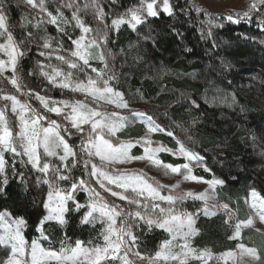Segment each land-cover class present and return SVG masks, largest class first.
<instances>
[{
	"label": "snow or ice",
	"instance_id": "obj_1",
	"mask_svg": "<svg viewBox=\"0 0 264 264\" xmlns=\"http://www.w3.org/2000/svg\"><path fill=\"white\" fill-rule=\"evenodd\" d=\"M117 2L118 0H111L112 4ZM24 3L32 8H39L44 16L37 20L36 24H31L27 18H22L21 27L25 28L30 25L38 30H43L45 35L40 39L44 50L52 49L54 40L58 44V47L52 51H40L39 55L50 60L55 52L57 53L55 59L68 68V71L65 72L60 65L44 64L37 61L40 76L53 88L83 94L85 100H56L36 93L35 99L39 101L44 110L41 112L29 103L20 102L14 95L2 97L3 100L11 102V111L17 118L19 130L14 133L4 112L0 111V199L7 200L12 195L9 191L11 186L9 165H11V176L19 177L21 184H25V173L17 168V164L26 169L30 167L31 171L37 173L36 184L46 185L48 188L46 198L42 201L43 209L47 214L36 222V230L39 231L40 238L32 239L30 244L25 237V229L30 226L27 217L22 213L13 215L8 210L0 211V246L5 251L10 250L6 256L5 264H45L46 261H55L56 264H102V262L109 264L110 261L133 264L128 258L129 252L139 260L147 261V264H160V262L163 264H190L192 261L208 264V261L213 259L212 252L207 248L196 249L191 242L200 234L196 227L200 213L202 212L209 218L216 215L215 211L209 209L207 201L215 199V190L223 186L225 182L218 178L203 180L193 175L192 166H200L206 158L180 141H177L178 147L175 149L163 145L152 147L154 141L150 138L151 134L166 133L172 137L173 132L156 123L152 115H146L143 111H131V117H135L145 124L146 134L144 137L135 142H120L118 144L108 138L115 137L126 125L135 122L131 117L121 115L117 111L104 110L105 105H114L117 109L129 108L122 92L115 90L112 86V81L118 79L117 75L115 73L108 74L107 56L112 53L110 51L105 53L104 49L109 32L115 30L118 33L122 26H127L128 29L139 34L138 26L146 23L147 17L156 18L159 12L169 16L173 14L169 0H163L162 6L157 5V0H140L138 7L130 8L124 14L112 19L110 26L104 25V30H93L87 26L78 15V11H73L70 19L59 9L56 14H52L46 8V0H39V3L34 0H24ZM258 3L264 5V0H258ZM65 6L69 9L73 8L72 3ZM88 7L94 10L98 20L104 21L106 13L99 0H90V4L85 5V8ZM256 8L257 4L254 3L249 11L244 12L239 19H234L232 16L225 19L233 24H239L242 19L250 21V13ZM47 25L55 26L58 35L53 37L48 34ZM260 25L264 30V19L260 21ZM69 26L79 29L80 35L77 38L73 39L68 34L66 27ZM13 29L14 26L10 27L6 2L0 0V38L4 41L0 43V53L7 57V60H0V76L10 70L12 72V76L9 78L10 83L17 91H20L23 81L19 74L22 69L18 66L21 59L31 51L30 48L24 46L34 43L36 38L31 33H27L25 37L16 40ZM93 32H95L94 35H92ZM62 36H67L70 40V47L67 49L63 47ZM247 38L245 37V39ZM61 51H66L68 55L58 54ZM135 59L139 61L142 57L137 55ZM91 60L100 61L104 67L99 69L93 67L90 64ZM88 69L95 76L90 75ZM80 73H83L84 79L81 78ZM34 74V72H29V75ZM25 94L27 95V93ZM89 97L95 107L89 106V103L86 102ZM233 103H235L234 98ZM192 104L199 107L195 99L192 100ZM45 113L62 117L65 123L61 125ZM76 135H79L80 142L78 145H73L72 139ZM137 145L143 148L142 155L131 154L132 149ZM77 148L79 151L76 150ZM61 152L62 154H60ZM162 152L169 153L173 157H182L185 163L177 166L165 163L158 157V154ZM6 154L11 156L10 161L6 158ZM51 158H57L63 165V169L52 164ZM96 158L99 159V164L96 163ZM133 160L148 161L151 166L162 171L165 176L169 173L180 174L185 181L206 183L212 194L210 195L209 191L200 193L186 191L182 194L173 195L170 192L163 195L161 189L166 188V185L159 182L150 183L143 172L127 171L115 167L117 164H127ZM81 163L84 175L89 177V180L80 179L77 182L73 179L71 171ZM89 165L91 166L90 171ZM204 171L211 170L204 167ZM91 180H95L100 188L112 196L121 201H127L130 205H137L138 208L142 207L144 211L137 210L134 214L125 213L119 205L105 201L99 192L91 187ZM62 182H67L70 187H61ZM178 186V184L173 185L172 188ZM25 187L27 186L25 185ZM129 190H131V195H125ZM78 192L87 194L86 204H80L77 201ZM249 196L251 208L256 211L260 221L264 222V198L255 190H252ZM187 199L203 201L205 206L200 212L190 213L183 208ZM157 201L165 202L168 206L162 207L156 203ZM220 207L226 212L231 211L227 204L220 205ZM82 208L88 209L81 219L82 224H94L97 220L104 224L100 233L103 244L96 243L91 247H86L77 240L74 246L62 244L59 251L46 249L42 246L41 241L48 239L44 234L46 223L55 221L63 225L66 223V213L79 212ZM157 209L158 214L156 213ZM117 218H121L119 227L116 226ZM138 218L139 221H143L147 225L149 230L155 227L168 234V238L160 243L154 255L145 256L141 255L139 251H133L140 245L138 238L128 225V221L132 220L139 226ZM229 219H231V215ZM252 223L251 218L236 223L234 232L229 236V239H239L242 227H250ZM237 248L240 250L241 256L247 255L255 261L261 259L256 248L245 247L242 243L237 244ZM122 249H124V254L118 255ZM234 256L235 253L229 251L216 259L218 264L220 261L227 264V258Z\"/></svg>",
	"mask_w": 264,
	"mask_h": 264
},
{
	"label": "trees",
	"instance_id": "obj_2",
	"mask_svg": "<svg viewBox=\"0 0 264 264\" xmlns=\"http://www.w3.org/2000/svg\"><path fill=\"white\" fill-rule=\"evenodd\" d=\"M199 1L202 5L192 0H169L173 9L171 16L159 12L156 18L148 17L146 23L138 28L139 34L127 27L118 33L110 31L104 50L105 53H112L107 56L108 74L115 73L118 77L112 81V86L123 92L127 85L146 102L157 107L143 109L147 115L153 116L156 123L172 131V138L206 158L204 165L211 170L204 173L206 180L218 178L225 182L218 199L234 212L233 219H229L222 211L220 213L224 217L211 219L204 218L200 213L196 224L200 234L193 241L195 248H208L212 253H221L232 250L236 244L229 236L232 235L238 211L244 209L242 199L247 192L255 190L264 198V163L260 162L264 158V30L260 25V21L264 19V5L259 4L253 10L250 21L233 24L223 17L212 15L216 12L208 7L238 0ZM5 2L10 27L14 26V39L20 40L25 37L26 30H31L21 27L22 18H31L37 22L40 19L39 13L24 3V0ZM99 2L106 13L103 22L96 18L91 7L85 8L90 0H46V8L52 14H56L59 9L69 19L73 11H78L87 26L93 30H104L105 24L110 26L112 19L140 4V0H118L116 4H112L111 0ZM68 3L73 4L72 9L65 6ZM46 30L53 37L58 35L57 29L52 25H47ZM66 31L73 39L80 34L74 26L66 27ZM39 32L45 35L43 30ZM94 34L95 32L92 35ZM61 38L64 41L63 47L69 48L68 37ZM53 42L57 43L55 40ZM41 45H25L31 51L19 64L22 69L19 74L23 81L21 90L27 93L32 106L43 112L31 100L33 93H42L55 99L85 100L80 93L51 88L40 76L37 61L67 68L54 56L50 60L40 56V51L50 50H44ZM58 54L68 55L66 51ZM137 55L142 59L136 61ZM103 67L102 63L101 68ZM30 71L35 74L29 75ZM88 72L95 76L90 69ZM79 75L84 79L83 73ZM210 84L233 94L243 110L209 107L203 103L201 94L205 86ZM3 93L22 97L19 91L8 87H4ZM193 99L199 105L198 108L193 106ZM48 116L63 125L58 118ZM72 143L78 145L77 135L73 137ZM256 149H261L262 157L258 156L259 151ZM76 150L79 151L78 148ZM162 161L172 165L184 163L181 158L173 159L166 155L162 157ZM78 167L81 172L73 169V179L77 181L79 177L89 180L84 175L83 164ZM17 168L25 173V184L19 182V177L11 176L9 165V191L12 195L7 200L0 199V211L8 210L13 215H25L30 225L25 229V237L31 242L36 237V222L45 215L42 201L46 198L48 188L46 185L36 184L37 173L31 171L30 167L26 169L17 164ZM90 185L96 187L93 180ZM66 186L68 188L70 185L66 183ZM76 199L80 204H86L84 194L77 193ZM183 208L190 213H197L200 212L202 204L186 200ZM84 213V208L79 212L66 213L64 227L56 223H47L44 226V234L48 237L51 249L57 250L58 245L63 243L74 245L77 240L84 244H96L98 227L82 224ZM143 229L140 233L136 231L140 245L137 250L151 255L158 250L166 235L155 228ZM249 232L254 234L251 230ZM246 233H242V241ZM7 255V251L0 247V264Z\"/></svg>",
	"mask_w": 264,
	"mask_h": 264
},
{
	"label": "rangeland",
	"instance_id": "obj_3",
	"mask_svg": "<svg viewBox=\"0 0 264 264\" xmlns=\"http://www.w3.org/2000/svg\"><path fill=\"white\" fill-rule=\"evenodd\" d=\"M36 1H37V3H39V0H34V2H36ZM192 1L198 5H202V3L199 0H192ZM162 2H163V0H157V5L162 6ZM254 3H256L257 7H258V5H259L258 0H238L237 2H234V3L213 4V5H210L208 8L212 12H216V13L211 12L212 15H214V16H220L223 18H226L228 16H232L234 19H239L240 16H242V14L244 12L249 11L251 5ZM34 9H36V11L39 13L38 16H40V18L42 16H44V14L39 11V8H34ZM208 12H210V11H208ZM252 12H253V10L250 13V17H251ZM27 20L31 21V24L37 23L31 18H27ZM243 21H248V20L242 19L241 22H243ZM140 26H138V28ZM126 27L127 26H122L121 29L119 30V32ZM28 28H30L31 30H30V32H28L26 30V34L31 33L36 38L35 42L32 43V45H35L38 43L42 44V40L40 38L43 37L44 34L42 32H39L41 30H38L37 28L32 27L30 25L28 26ZM55 29H56V27H55ZM77 30L79 31V29H77ZM79 33H80V31H79ZM3 42H4L3 39L0 38V43H3ZM56 47H58V44L52 42V49H55ZM52 49H50L49 51H52ZM55 55L53 54L52 56L55 57ZM0 60H7V57L4 56L2 53H0ZM90 64L93 67H97L98 69L101 68V66H102V63L98 60H91ZM66 69H64V67H62V70L65 72L68 71V68H66ZM11 76H12V72L10 70L6 71L2 76H0V111L4 112V115H5L6 119L8 120L9 125L12 127V130L15 133L16 131L19 130L17 127V124H18L17 118L11 111V102L5 101L2 98L3 96L8 95V94L3 93L4 87L12 88V89L17 91V89L14 88L12 86V84L10 83L9 78ZM50 87L53 88L51 85H50ZM53 89H59V88H53ZM115 90H117V89H115ZM66 91H68V90H66ZM117 91H119V90H117ZM19 92H20L22 97H20V98L17 97V99L22 103H29L30 105H32L30 103L28 97L26 96V94L22 90H20ZM35 94L36 93L32 94V97L34 100L32 99V97H31V100L35 101L38 104V107L44 112L41 105L39 104V101H37L35 99ZM39 94L43 95L42 93H39ZM122 94L124 95L125 101L128 102V105H129L128 109H117V108H115L114 105H105L104 110H106L108 112L117 111L121 115L131 117V111H143V112H145L143 109L145 107L157 109V107H154V106H152V104H149L148 102H146L143 99V97L140 96V94L138 92H136L135 90H131L130 87H128L127 85L125 86V88H123ZM81 95H83V94H81ZM48 97H50V96H48ZM246 97H247V91H245V93H244V98H246ZM84 98H85V96H84ZM233 98L235 99V103H233ZM53 99H55V98H53ZM200 99L203 103H205L209 107L227 108L230 110H236L237 109V111L243 110L242 107L238 104L237 98L233 94H231L225 90L219 89V88L217 89V88L213 87L211 84L209 86H205L204 91L202 92ZM56 100H61V99H56ZM86 102L89 103V106L95 107V105L91 102L90 97L87 98ZM101 103L103 104V102H101ZM160 109H163V108H160ZM45 114L46 115H52V116L58 118L63 124L65 123V121L62 119V117H57L51 113H45ZM131 119L135 122L129 123L128 125H126V127L124 129L120 130L116 134L115 137H108L113 143L118 144L120 142H135V141L140 140L142 137L145 136V134H146L145 124L141 120H139L135 117H131ZM45 126H47V125L45 124ZM77 136H78V143L77 144H79L80 137H79V135H77ZM150 138L154 141V143L152 144V147H156L159 145H163L165 147L172 148V149H175L178 147L177 141L174 138L169 137L166 133H153V134H151ZM257 151L260 152V153L258 152V156L262 157L261 149H259ZM41 152H42V150H41ZM60 154H62V152ZM131 154L136 155V156L142 155L143 154V148L140 145H137L136 147H134L132 149ZM165 155L170 156L173 159H177V158L183 159L182 157H173L171 154L165 153V152L159 153L158 157L162 160V157ZM6 158L9 161L11 160V156L8 154H6ZM183 161H184V159H183ZM51 162H52V164L59 166V167H61V169H63V165H61V162L57 158H51ZM260 162L264 163V158H262L260 160ZM96 163L97 164L100 163L98 158H96ZM184 163H185V161H184ZM180 165H182V164H180ZM174 166H177V165H174ZM90 167L91 166L89 165V171H90ZM115 167L118 169L127 170V171L143 172L145 174V176L148 178L150 183L155 184L156 182H159L160 184L166 185L167 186L166 188L161 189V194H163V195H167L170 192L173 195L182 194L186 191H194L196 193L209 191V194L210 195L212 194L211 191L209 190V186L206 183H197V182H192V181H185L183 179V176L180 174L169 173V175L165 176L162 171L151 166L148 161L133 160L131 163L117 164V165H115ZM204 167H205L204 161L202 162V164L200 166L193 165L192 166L193 175H195L199 178H202L203 180H206L203 175H204V173H208V172L204 171ZM74 170L81 172L79 167L74 168ZM79 180H80V178L78 177L77 182ZM93 181L96 185V187H93V188H95L96 191L99 192L100 196L103 197V199L105 201H107L108 203L119 205L120 207H122L124 209L125 213H133L134 214L137 210H139L141 212L144 211V209L142 207L138 208L137 205H134V204L130 205L127 203V201H121L117 197L112 196L109 192L100 188L99 185L96 184L95 180H93ZM66 183L67 182H62L61 187L67 188ZM177 184L179 185L178 187L172 188L173 185H177ZM109 187H114V186H109ZM221 188H222V186L218 187L215 190V199H209L207 201L209 209L211 211L216 212V215L210 217L209 219L215 218V217H224V214H222V213H225L228 216V218L231 215V219H233V216H234L233 213L234 212H232V211L226 212L223 208L220 207V205L224 204V203L220 202V199H218L219 191ZM114 190L122 191L119 189H114ZM250 192H251V190L248 191L246 196L242 199L244 209L241 211L240 210L238 211V214H237L238 216H237L236 222H235V224H236L238 222L247 221L249 218L252 219L253 223L250 227H242V229H241V236H242V233L247 232L245 235V239H243V241H242L241 237L239 239H233V241H235L236 244L232 250L223 251L221 253H212L213 259L209 260L208 264H218L216 258L220 257L222 254L229 252V251L235 253V256L232 258H227V264H264V222L260 221L259 216L256 214V211L253 210L250 206L251 205V200H250V196H249ZM78 193L84 194V196L86 198L85 202L87 203V201H88L87 194H85L84 192H78ZM127 193H129L131 195V190H129ZM125 195H127V194L125 193ZM221 198H223V196H221ZM187 200H191V199H187ZM197 202L202 204L201 209H203V207L205 206V202H203V201H197ZM69 203H71V202H69ZM149 203H151V201H149ZM156 203L160 204L162 207H167L166 206L167 204L165 202L157 201ZM84 209H85V212L88 210L87 208H84ZM220 211H222V213H220ZM156 213L158 214V209L156 210ZM46 214L47 213L45 211V215ZM94 215H98V214H94ZM201 215H203L202 212H201ZM120 219L121 218H117V225H116L117 227H119ZM138 222H139V226H137V223L133 222L132 220L128 221V225L131 227V230L135 236H136L137 232L140 233V232L144 231L143 227H146L147 229H149L143 221H139V218H138ZM48 223H56L60 227L65 226V223L63 225H61L55 221L48 222ZM235 224L233 225L232 234L234 232ZM86 225L98 227V229H97L98 236L96 237L95 240H96V243L103 244V238L100 235V233L104 227V224H102L99 220H97V222L94 224H86ZM153 228H155V227H153ZM250 230L253 231L254 234L249 232ZM39 238H40V233H39V231L36 230V237L34 239H39ZM195 238L192 239V242H191L192 246H193V241ZM41 243H42V246L45 247L46 249H51L49 247V246H51V244L49 243L48 239L42 240ZM240 243H242L245 247H248V248H256L258 251V255L261 257V259L259 261H255L251 257H248L247 255L241 256L240 250L237 248V244H240ZM29 244H30V242H29ZM63 244L66 246H70L67 243H63ZM82 244H83V246H86V247L93 246V245H90L88 243L87 244L82 243ZM61 245L62 244L58 245L56 251L60 250ZM74 245H71V246H74ZM0 247L3 250H5L2 246H0ZM196 249L203 250L205 248H203V249L196 248ZM133 251H138V250L133 249ZM9 252H10V250L7 251L8 254H9ZM123 254H124V249H122L118 255H123ZM141 255L148 256L147 254H142V253H141ZM151 255H154V253ZM128 258H129V260H131L133 262V264H147V261L139 260L137 257L133 256L131 252H129ZM5 260H6V258L3 260L2 264H5ZM45 264H56V262L55 261H46ZM102 264H104V262H102ZM109 264H120V262L119 261H110ZM160 264H163V262H160ZM190 264H200V262L199 261H192V262H190ZM219 264H225V262L220 261Z\"/></svg>",
	"mask_w": 264,
	"mask_h": 264
},
{
	"label": "crops",
	"instance_id": "obj_4",
	"mask_svg": "<svg viewBox=\"0 0 264 264\" xmlns=\"http://www.w3.org/2000/svg\"><path fill=\"white\" fill-rule=\"evenodd\" d=\"M204 218H209V217H206V216H204V215H202ZM155 229H157V228H155ZM157 230H159V231H163V230H161V229H157ZM164 232V231H163ZM165 235H167L166 236V238H168V234L167 233H165Z\"/></svg>",
	"mask_w": 264,
	"mask_h": 264
}]
</instances>
